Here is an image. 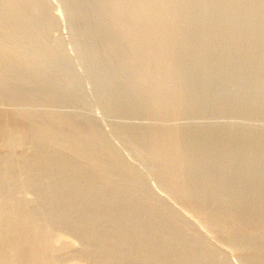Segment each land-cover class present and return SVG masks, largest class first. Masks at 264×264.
<instances>
[{
    "label": "rangeland",
    "instance_id": "obj_1",
    "mask_svg": "<svg viewBox=\"0 0 264 264\" xmlns=\"http://www.w3.org/2000/svg\"><path fill=\"white\" fill-rule=\"evenodd\" d=\"M116 1L117 0H95V2L94 0H0V116L3 117V120H0V264H45L48 260L49 264H146L147 262L151 264L152 258L156 257L154 253L156 254L161 248L164 250L162 252L160 251L163 254L162 257L166 258V260L165 258L163 260L167 261L164 262V264H167V258L176 255V246L171 247H174L173 249L175 251L170 247L167 248V237L170 236V238L176 236L175 238H178L176 244H181L180 246L182 248L184 247L185 249H183L185 251L191 246H193V248L195 247L194 249H192V247L190 248L191 251L194 250L191 252L192 256L188 254L187 251H184L185 253L183 252L185 254L184 257L187 259L188 257H191V259L193 258L192 261H194V263L203 264L207 262L205 261L207 260L205 257L209 254L212 255L213 252L214 255L217 254V258L220 254L219 260L222 264L249 263L247 257H244L237 251V242H234L235 244H230L219 236V221V224L217 223L216 225V220V222L212 220L214 224H212L211 220L208 222L204 220L202 214L204 212L207 214V211H212L210 209H213L212 207L217 204H209L211 208L207 211H204V209H208V206H205L202 211L197 212H202L201 215L196 213L198 210L193 207V202L194 200L196 201V197L194 196L196 195H193L195 198L193 199L191 195L194 194V191H191V186L200 181L198 185L201 184L203 187L209 185V187H205L208 189V194L217 195L218 193V195H221L222 191H225L222 195H226L225 198L229 199H234L235 197L232 198L235 196L234 194L238 193L241 189L244 192L243 198L241 196L242 201H248L252 196V192L250 190H248L250 191L248 192L245 190V186L243 188V186L240 185L249 187L252 184H257L256 186L259 185V187H264V171H262L264 170V82L260 83L264 81V68L261 67V65L264 67V27L262 26L264 23L261 22V19L264 18V0H253V2L252 0H242V3L239 0H232L233 2L231 0H224L222 2L221 0L222 3L217 0L218 2L216 6H214L215 8L212 5L216 0H204L205 2H202L203 0H184L180 4L178 3V5L177 3L171 4L169 2L170 0H166L170 3V7L167 2H164L165 0H163V2L161 0H148L150 4L146 3L147 0H123L124 2L119 0L117 1L119 3L122 1V4L118 3L119 5L116 4ZM135 1L138 2L136 3ZM156 1L159 3L161 2L160 4L163 5L160 6ZM212 1L214 2L212 3ZM226 1L227 3L229 2L228 5ZM237 1L240 3L235 9L240 7V4H242V7L238 8L239 10H234V5L237 4ZM246 1L249 3L247 4ZM257 2L261 4L259 5ZM96 3L102 4L101 7H106V9L103 10V8H100ZM152 3L153 5H151ZM218 3L219 6L217 5ZM243 3H246V6L243 5ZM201 4L202 6H200ZM206 4L210 9L207 6L203 7V5ZM220 4L224 5L221 6ZM231 4H233V7ZM154 5L161 10H156L157 8L155 9ZM134 6H137V11ZM138 6H140V8L142 6V12H140V8L138 10ZM230 6L232 8L230 9L231 17L229 16V19L227 17L228 14L225 13L229 12L228 9ZM260 6L263 7V9H261ZM92 7L96 9L93 8L91 10ZM127 7L128 9L125 10ZM163 7L165 9H163ZM252 7H255L256 11L260 9L263 11L260 10L259 12L257 11V13L255 12V8ZM129 8L130 10H134L130 11ZM190 8L193 12L195 9V12L193 13L189 10ZM205 8L206 10H204ZM97 9L98 11H95ZM152 9L153 11H151ZM202 9L203 11H201ZM99 10L100 12L102 11V14ZM180 10H182V13L179 12ZM168 11H170L169 14ZM188 11L192 13H189L190 16H187ZM231 11L233 13H231ZM123 12L124 15L126 14L125 16ZM202 12L204 14H202ZM212 12H214V14ZM135 13L136 15L133 16V19L130 18ZM183 13H187L185 14L186 17ZM199 13L201 15H199ZM254 14L257 15V19ZM97 16L100 18H97ZM177 17H181L182 19H177ZM201 17L206 18L202 19ZM210 17L213 19L212 23L209 22L212 21ZM117 18H119L120 21ZM214 18L217 19L215 20ZM224 18L225 20H229L225 21L223 20ZM244 18L245 20H243ZM110 19L112 20L110 21ZM199 19L202 20V22ZM252 19H254L255 22ZM108 20L109 22H106ZM232 20L234 22H232ZM229 21L230 24L233 25H230ZM250 21L252 23H250ZM246 22L249 24H246ZM257 22H261L262 24H258ZM123 24L124 27L122 26ZM240 24L244 27L240 26ZM132 25L133 27L136 25V27L131 28ZM210 25L213 26H211L212 29L209 28ZM250 25L252 26L250 27ZM104 26H106V28ZM116 26L118 29L127 28L130 30L131 28L133 31L130 30L126 34L132 37L129 35L128 37L127 35H122L123 37L121 36V38L123 40H120V37L116 33ZM230 26L234 29L232 28V30ZM254 26L258 30L253 28ZM259 26H261V28H258ZM259 29H262L261 32ZM247 30L250 31L248 32ZM252 30L254 32H252ZM131 31L133 33H131ZM257 31H259V33ZM164 32L170 33L164 36ZM254 33L255 35H252ZM233 34L238 37L236 38ZM113 35L115 37H113ZM231 35L233 36L231 37L233 38L232 41L230 38ZM226 36L228 37L224 39ZM151 38H154V41ZM137 39L139 40L138 42ZM235 39L236 44L233 42ZM140 40H142V43ZM187 40L189 42H187ZM192 40L193 42L198 40L196 41L198 44L194 42L193 45V42H191ZM227 40L230 43L227 42ZM143 41H145V43ZM225 41L226 43L223 44ZM166 43L171 46H167ZM187 43L188 46L184 47ZM204 43L207 47L204 46ZM213 43L215 44L213 45ZM122 44L127 45H124L126 49ZM208 46L214 49L212 50L213 52L210 51ZM201 47L202 50L199 49ZM205 47L208 51H204ZM173 48L175 52H173ZM182 49L183 51L185 50L184 53ZM110 50L111 53L108 55V51ZM178 50L180 51L178 52ZM146 51L152 54L148 55ZM159 51L160 54H158ZM161 52L165 54L161 55ZM167 52H170V54H167ZM172 52L174 55L173 57L171 54ZM196 52H198L200 56ZM144 53H146V55ZM155 54L158 56H155ZM203 55L206 56L204 57ZM108 56L112 57L108 58ZM161 56L164 57L161 58ZM151 61L153 62L151 63ZM140 62L142 64H140ZM245 63L247 65H245ZM121 64H124L126 67L123 65V69ZM143 64H146V67H144ZM164 64L167 65L165 66ZM178 64L180 67H178ZM5 65L6 67H4ZM227 70L230 71L228 72ZM143 71H146V75ZM166 71L168 72L166 73ZM179 71L182 74H179ZM196 71L200 72L196 73ZM224 72H227V74ZM228 73L230 74L228 75ZM159 74H167L168 76L165 77L166 80L170 77V79H168L169 81L158 85L160 89L163 91V87H166L167 89H165V91H171L170 93L173 94L172 97L174 94H177L179 98L176 95V100L174 96L172 99L173 101L165 102L166 100H164L162 94L159 93V89L157 90L155 86H153L155 88L154 91L152 82L159 77ZM170 74H173L174 77ZM217 77H222L223 79ZM236 79L238 81L240 80L242 83L240 81L238 82ZM114 80L115 82H113ZM147 83L148 86H150L149 88L152 89L151 91ZM11 90H15L14 95H12L13 91ZM8 91L11 92H9V96H7L9 94ZM189 91L190 95L188 94ZM234 97L238 100H235ZM177 98L179 99L178 102ZM256 101L258 106L259 103L262 104L261 101L263 104L258 107L256 106ZM172 102L177 104H173ZM178 103H180V106ZM171 104L172 106H170ZM174 109L176 113H170ZM177 117L179 121L176 120ZM58 118L60 119L59 121ZM59 124L61 126H59ZM173 125L175 126L174 128ZM2 129L3 132L1 131ZM204 129L205 133L200 132ZM169 134H171V136ZM191 135L192 139L187 138ZM193 137L197 138V143L193 140ZM193 143L195 145H193ZM247 143L251 144L252 148H248ZM173 146L176 149H173ZM170 148V153H167ZM175 150H178L177 152H180V154H177ZM172 151L173 154H171ZM185 153H187L186 155L188 158L185 156ZM178 155H181V158L184 155L183 162L185 164L182 162L181 158L176 157ZM205 155L208 156V159L204 158ZM174 156L179 159H174ZM174 160L177 166L173 164L175 163ZM226 160H231V163H233L230 168L222 166L223 164L225 165V163L228 165ZM39 161H41V163ZM245 161H249V166L246 165L247 167L245 169L240 168L239 164L241 167L242 164H247ZM180 162L183 163L184 166ZM194 163L195 165H192ZM34 165H38V169L34 167ZM178 165H180V167L182 166V168L180 169L179 167L177 169ZM30 166L31 169H29ZM188 166L190 167L188 168ZM66 167H69L70 177L66 175ZM192 167H194V169H191ZM179 169H183L182 171L185 172ZM48 170H51V172L53 170V174L46 173ZM35 173H37V175ZM227 173L231 177L228 176ZM223 174H226L225 176L227 177ZM28 175H30V177ZM32 175L33 178L30 180ZM206 175L211 176V178L208 179L207 182L205 181L204 186L200 177ZM17 176L19 177L17 178ZM74 176L77 177V179H87L90 185H81V187L77 185L80 188L76 186L75 191H71L73 188L72 185L74 184L71 180L69 181V179H73ZM255 176L258 180H256ZM26 177H29V179ZM232 177H234V179H232ZM168 178L169 181H166ZM177 178L179 179V185L177 184ZM226 178L228 180H226ZM259 178H261V180ZM100 180H103L106 184H108L107 181L109 182V185H107L108 189L106 190V188H104L105 190H103V198L105 201L103 202L105 206L101 204L102 206L98 207L99 214L102 213L101 215L93 216L91 214L96 219V223H94L95 228L92 227V224L91 227H88L89 224L85 222L84 219L88 211L87 205L85 204V196L88 192H92L93 190L97 193L94 183ZM89 181L93 182L90 183ZM246 181H249V185H247ZM14 182H16L15 185ZM67 182L69 184H67ZM235 182L237 183L235 184ZM19 183H21V186ZM186 183H188V185ZM8 184L14 185L12 186L14 188H9L8 186L10 185ZM227 185H229V189H223L228 188ZM34 186H37V190ZM50 186H56L57 188H55L60 190L58 191L59 194L55 192L51 193V191L48 190ZM181 186L182 189L180 188ZM217 186H220L221 189ZM84 187L86 189H84ZM210 188H212V190H210ZM183 189L185 190L184 193ZM217 190L219 191L217 192ZM235 190H237V192ZM187 192L188 194H186ZM229 192L231 194L234 193L230 195ZM46 193L49 197H47ZM48 193H50V195ZM82 193L83 196L85 195L84 197L81 196ZM132 193L137 196L135 195V197L131 198L132 196L130 195H132ZM226 193H229L228 196ZM61 195L63 196L61 197ZM118 195H120V197ZM114 196L122 199L121 204H114L109 212L106 209V202L111 203L112 201L110 200L111 198L113 199ZM254 196H261V194L259 193ZM51 197L56 198L52 199ZM81 197L85 198V200ZM131 201H134L135 208L138 205V210L134 208V211L131 213L132 217H130V215L127 218L125 215L121 214L120 210L125 203V206H133L134 203ZM67 203L71 205V209L65 206ZM223 203H219L218 205L220 206L221 204V206H223ZM241 206L244 207V204H241ZM153 207H155V209ZM193 208H195V211ZM158 209L161 211L160 213ZM153 210L158 213V217L154 216L155 219L151 218V215L149 217L147 215ZM161 213L164 214L160 218L159 214ZM117 214H120V216ZM144 214L147 215L145 218ZM112 215L116 220L118 218L115 224L113 221L109 220L112 219L110 218ZM54 216L59 217L54 219ZM103 216L104 218H101ZM61 217L65 220H62ZM74 217L76 218L73 219ZM97 217H99V219H97ZM151 219H153L154 222H151ZM71 221H73V223H71ZM262 221H259V224L260 222L262 223ZM84 223L86 225H84ZM125 223L130 227L128 226L126 228V226H124ZM162 223L167 225L170 229L164 227ZM78 224L83 225L81 226L82 229H84L83 231H81L82 229ZM170 224L171 226H169ZM152 225H156L154 229L158 228L156 230L160 234L162 233V235L159 233H157V235V231L155 230L154 232ZM84 226L89 229L85 231L86 229L83 228ZM218 226L219 228H216ZM73 228L81 230L77 231V229ZM130 228L137 229L136 232L139 233V236L136 237L137 239H141L142 235V237H145L147 230H149L147 231L149 234H151L150 232H152V234L155 233L153 238H150L151 240L153 239V244L151 242V245H145L144 239L142 238V246H146L145 251L139 250V243L134 245L135 242L133 241V244L132 240L126 244H121L115 234L121 231L123 232L126 229L129 230ZM116 229L117 231L115 232ZM133 229L132 232L135 231ZM162 230H164L165 235H163ZM180 230L183 233L180 232ZM84 231L85 233H83ZM167 231H171L172 235L167 233ZM111 232L114 234H111ZM91 233H95V236ZM91 236L98 239L99 242L97 241L96 243V240ZM96 236L99 237L97 238ZM155 236H157V238H155ZM55 237L60 240L57 241ZM180 237L181 241H183L179 243ZM184 239L185 241L188 239V241L191 242L188 243L187 241L186 245ZM114 242H117L118 245H126V247L121 245L118 246L116 245L117 243L114 244ZM89 243L92 244L90 245ZM98 243L99 245H97ZM183 243L184 246H182ZM135 246L138 248L137 250ZM156 247H160V249ZM170 249L172 251H169ZM195 249L197 251L196 257L194 255L196 252ZM204 250L206 254L203 253ZM44 251L45 253L43 254L47 253L45 256L42 254ZM136 251H139L137 255ZM34 253H38L37 256L40 258H37V256L35 257L36 259L33 258L35 255ZM128 253L130 255H128ZM183 253H178L177 257H183L181 256ZM135 255L138 257L135 258ZM199 255H202L200 257L204 255L205 260L204 258L200 259ZM196 259L197 262L195 261ZM163 260L160 258L158 259L159 262L155 264H163ZM199 260H202V262ZM169 263L174 264L172 262Z\"/></svg>",
    "mask_w": 264,
    "mask_h": 264
},
{
    "label": "bare ground",
    "instance_id": "obj_2",
    "mask_svg": "<svg viewBox=\"0 0 264 264\" xmlns=\"http://www.w3.org/2000/svg\"><path fill=\"white\" fill-rule=\"evenodd\" d=\"M96 1H97V0H96ZM99 1H100V0H99ZM117 1H119V0H117ZM117 1H116V2H117ZM122 1H123V0H122ZM122 1H121V2H122ZM125 1H126V0H125ZM139 1H140V0H139ZM150 1H151V0H150ZM150 1L147 0L146 3L150 2ZM161 1L163 2V0H161ZM175 1H176V2H175ZM182 1H184V0H170L169 2H170L171 4H172V3H177V5H178V3L180 4ZM185 1H186V0H185ZM189 1H190V0H189ZM196 1H197V0H196ZM198 1H199V0H198ZM219 1L221 2V0H219ZM223 1H224V0H222V2H223ZM231 1H232V0H231ZM231 1H230V2H231ZM239 1L241 2L242 0H239ZM260 1H261V0H260ZM81 2H82V1H81ZM92 2H93V1H92ZM94 2H95V0H94ZM111 2H112V1H111ZM114 2H115V1H114ZM121 2H120V3H121ZM123 2H124V1H123ZM135 2H136V1H135ZM137 2H138V1H137ZM137 2H136V3H137ZM156 2H158V1H156ZM164 2H167L168 5L170 4V3H169L168 1H166V0H165ZM202 2H205V1L203 0ZM202 2H201V3H202ZM213 2H214V1H212V3H213ZM217 2H218V1L216 0V2H214V4H213L212 6H213V7L216 6V3H217ZM222 2H221V3H222ZM232 2H233V1H232ZM232 2H231V3H232ZM240 2H239V3H240ZM243 2H244V1H243ZM252 2H253V0H252ZM101 3H102V2H101ZM118 3H119V2H117L116 4H118ZM120 3H119V4H120ZM125 3H126V2H125ZM131 3H132V2H131ZM154 3H155V1H154ZM158 3H159V2H158ZM160 3H161V2H160ZM160 3H159V5L162 6L163 4L161 5ZM226 3H227V1H226ZM228 3H229V2H228ZM228 3H227V5H228ZM234 3H235V1H234ZM239 3H238V1H237V4L234 5V10H239L238 8L242 7V6H241L242 4H240V7H238L237 9H235ZM241 3H242V2H241ZM246 3L248 4L249 2L246 1ZM246 3H243V5H245ZM257 3H258V2H257ZM85 4H86V3H85ZM96 4H97L98 6H100V8H103V10L106 9V7H105V8H104L103 6L101 7L102 4H100V3H99L100 5H99L98 3H96ZM105 4H106V3H105ZM119 4H118V5H119ZM121 4H122V3H121ZM134 4H135V3H134ZM141 4H142V3H141ZM144 4H145V1H144ZM148 4H150V3H148ZM193 4H194V2H193ZM198 4H199V3H198ZM204 4H205V3H204ZM258 4L260 5L261 3H258ZM262 4H263V3H262ZM97 5H95V6H97ZM103 5H104V4H103ZM113 5H114V4H113ZM118 5H117V6H118ZM137 5H139V4H137ZM151 5H153V3H152ZM155 5H156V4H155ZM155 5H154V7H155ZM157 5H158V4H157ZM164 5H165V4H164ZM175 5H176V4H175ZM177 5H176V6H177ZM209 5H210V4H209ZM217 5L219 6V3H218ZM220 5H221V4H220ZM222 5H224V4H222ZM222 5H221V6H222ZM229 5H230V4H229ZM231 5H232V7H233V4H231ZM249 5H251V4H249ZM255 5H256V2H255ZM92 6H94V5H92ZM115 6H116V5H115ZM125 6H126V5H125ZM142 6H145V5H142ZM142 6H141V8H142ZM166 6H167V5H166ZM166 6H165V7H166ZM182 6H183V5H182ZM182 6H181V7H182ZM194 6H195V5H194ZM200 6H202V4H201ZM204 6H207V7H208L207 4H206V5H203V7H204ZM245 6H246V5H245ZM261 6H262V5H261ZM261 6H260V8L263 9V7H261ZM82 7H83V6H82ZM107 7H108V5H107ZM134 7H135V6H134ZM134 7H133V8H134ZM136 7H137V6H136ZM136 7H135V10H136ZM169 7H170V5H169ZM173 7H174V6H173ZM179 7H180V6H179ZM187 7H188V6H187ZM197 7H198V6H197ZM203 7H202V8H203ZM232 7L230 6L229 9H228V7H227V9L229 10V12L226 11L227 13H225V14H228V16H227L228 18H229V16H230V9H231ZM258 7H259V6H258ZM89 8H90V7H89ZM93 8H94V7H92L91 10H92ZM97 8L100 9L99 7H97ZM139 8H140V6H138V10H139ZM141 8H140V10H141L140 12H142V9H143V8H142V9H141ZM150 8H151V7H150ZM156 8H157V7H155V9H156ZM161 8H162V7H161ZM177 8H178V6H177ZM188 8H189V7H188ZM194 8H196V7H194ZM194 8H193V9H194ZM200 8H201V7H200ZM208 8H209V7H208ZM214 8H215V7H214ZM214 8H213V10H214ZM216 8H218V7H216ZM252 8H255V7H252ZM94 9H96V8H94ZM98 9L95 10V11H98ZM126 9H128V7L125 8V10H126ZM163 9H165V8L163 7ZM182 9H183V8H182ZM197 9H198V8H197ZM209 9H210V8H209ZM218 9H219V8H218ZM218 9H217V10H218ZM261 9H260V10H261ZM101 10H102V9H101ZM103 10H102V11H103ZM129 10H130V8H129ZM131 10H134V9H131ZM131 10H130V11H131ZM156 10H161V9H158V8H157ZM189 10H191V8H190ZM199 10H200V9H199ZM204 10H206V8H205ZM217 10H216V11H217ZM260 10H257V11L259 12ZM102 11L100 12V10H99V12H100L101 14H102ZM136 11H137V10H136ZM136 11H135V12H136ZM144 11H145V10H144ZM147 11H148V10H147ZM151 11H153V9H152ZM154 11H155V10H154ZM164 11H165V10H164ZM172 11H173V10H172ZM181 11H182V10H180L179 12L182 13ZM184 11H185V10H184ZM191 11L193 12V10H191ZM191 11H188V14H187V13H185V14H187V16H188V15L190 16L189 13H191ZM196 11H198V10H196ZM201 11H203V9H202ZM222 11H223V10H222ZM222 11H221V12H222ZM232 11H233V10H232ZM232 11H231V13L234 12V11H233V12H232ZM244 11H245V10H244ZM253 11H254V10H253ZM257 11H256V8H255V12H257ZM261 11H263V10H261ZM125 12H126V11H125ZM132 12H133V11H132ZM138 12H139V11H138ZM158 12H160V11H158ZM169 12H170V11H168V14H169ZM173 12H174V11H173ZM194 12H195V9H194ZM194 12H193V13H194ZM210 12H211V11H210ZM218 12H219V11H218ZM240 12H241V11H240ZM242 12H243V11H242ZM246 12H247V11H246ZM258 12H257V13H258ZM128 13H129V12H128ZM152 13H153V12H152ZM156 13H157V12H156ZM174 13H176V12H174ZM180 13H179V14H180ZM196 13H197V12H196ZM200 13H201V12H200ZM200 13H199V15H201ZM212 13L214 14V12H212ZM212 13H211V14H212ZM216 13H217V12H216ZM216 13H215V14H216ZM223 13H224V12H223ZM234 13H235V12H234ZM248 13H250V12H248ZM129 14H130V13H129ZM158 14H159V13H158ZM183 14H184V13H183ZM183 14H182V15H183ZM185 14H184V16H185ZM191 14H192V13H191ZM202 14H204V13L202 12ZM213 14H212V15H213ZM225 14H224V15H225ZM240 14H241V13H240ZM110 15H111V14H110ZM123 15H124V12H123ZM125 15H126V14H125ZM125 15H124V16H125ZM134 15H136V13L133 14L132 17H130V18L133 19V16H134ZM153 15H154V14H153ZM170 15H171V14H170ZM182 15H181V16H182ZM209 15H210V14H209ZM224 15H222V16H224ZM231 15H232V14H231ZM236 15H237V14H236ZM244 15H245V12H244ZM252 15H253V14H252ZM254 15H255V17L257 16L256 14H254ZM261 15H262V14H261ZM107 16H108V15H107ZM111 16H113V15H111ZM114 16H115V15H114ZM128 16H129V15H128ZM191 16H193V15H191ZM194 16H195V14H194ZM217 16H218V15H217ZM246 16H247V15H246ZM250 16H251V15H250ZM98 17H99V16H97V18H98ZM108 17H109V16H108ZM137 17H138V16H137ZM156 17H158V16H156ZM156 17H155V18H156ZM185 17H186V16H185ZM185 17H184V18H185ZM211 17H212V16H211ZM211 17H210V18H211ZM218 17H219V16H218ZM218 17H217V18H218ZM230 17H231V16H230ZM243 17H244V16H243ZM247 17H248V16H247ZM247 17H245V18H247ZM260 17H262V16H260ZM99 18H100V17H99ZM103 18H104V17H103ZM112 18H113V17H112ZM114 18H115V17H114ZM134 18H135V17H134ZM138 18H139V17H138ZM141 18H142V17H141ZM153 18H154V17H153ZM161 18H162V17H161ZM175 18H176V17H175ZM180 18H181V17H179V18L177 17V19H180ZM190 18H193V17H190ZM201 18H202V17H201ZM205 18H206V17H205ZM205 18H202V19H205ZM210 18H209V19H210ZM217 18H216V19H217ZM245 18H244L243 20H245ZM248 18H249V17H248ZM248 18H247V19H248ZM253 18H254V16H253ZM101 19H102V16H101ZM101 19H100V20H101ZM104 19H105V18H104ZM108 19H109V18H108ZM117 19L119 20V18H117ZM128 19H129V18H128ZM136 19H137V18H136ZM136 19H135V20H136ZM181 19H182V18H181ZM214 19H215V18H214ZM216 19H215V20H216ZM229 19H230V18H229ZM229 19H228V20H229ZM241 19H242V18H241ZM249 19H250V18H249ZM249 19H248V20H249ZM254 19H255V18H254ZM254 19H252V20H254ZM256 19H257V17H256ZM263 19H264V18H263ZM263 19H261L262 21L260 20L262 23H264ZM111 20H112V19H110V21H111ZM130 20H131V19H130ZM135 20H133V21H135ZM187 20H188V18H187ZM199 20H200V19H199ZM210 20H212V21H209V22L212 23V22H213V19L211 18ZM223 20H225V18H224ZM228 20H225V21H228ZM250 20H251V19H250ZM258 20H259V19H258ZM93 21H94V20H93ZM103 21H104V20H103ZM113 21H114V20H113ZM119 21H120V20H119ZM136 21H137V20H136ZM153 21H154V20H153ZM156 21H158V20H156ZM159 21H160V20H159ZM173 21H174V20H173ZM200 21L202 22V20H200ZM217 21H218V20H217ZM106 22H109V20L106 21ZM137 22H138V21H137ZM139 22H140V20H139ZM204 22H205V21H204ZM232 22H234V21L232 20ZM244 22H245V21H244ZM244 22H243V23H244ZM254 22H255V20H254ZM258 22H259V21H258ZM258 22H257V23H258ZM261 22H260V23H261ZM110 23H111V22H110ZM116 23H117V22H116ZM116 23H115V24H116ZM148 23H149V22H148ZM172 23H173V22H172ZM215 23H216V22H215ZM235 23H236V21H235ZM239 23H241V22H239ZM250 23H252V22L250 21ZM260 23H258V24H260ZM262 23H261V24H262ZM162 24H163V23H162ZM187 24H188V23H187ZM191 24H193V23H191ZM201 24H202V23H201ZM205 24H206V23H205ZM220 24H221V23H220ZM229 24H230V21H229ZM241 24H242V23H241ZM241 24H240V26H242ZM246 24H249V23L246 22ZM246 24H245V25H246ZM109 25H110V24H109ZM120 25H121V24H120ZM138 25H139V24H138ZM145 25H146V24H145ZM148 25H149V24H148ZM212 25H214V24H212ZM212 25H210L209 28L212 29V27H213ZM230 25H233V24H230ZM117 26H118V25H117ZM117 26H116L117 29H116V28H113V29H116V33H117V35L120 37V40H123V39L121 38L122 35H123V36H126V35H127V37H128L129 34H126V33H128L130 30H132L131 28L136 27V25H135L134 27H133V25H132V27H131L130 30H129V29H127V28H121V29H118ZM122 26L124 27V24H123ZM125 26H126V24H125ZM143 26H144V25H143ZM169 26H170V25H169ZM173 26H175V25H173ZM186 26H188V25H186ZM189 26H191V25H189ZM195 26H196V24H195ZM211 26H212V27H211ZM221 26H222V25H221ZM247 26H248V25H247ZM251 26H252V25H250V27H251ZM262 26L264 27V25H262ZM102 27H103V26H102ZM104 27L106 28V26H104ZM129 27H130V26H129ZM129 27H128V28H129ZM145 27H146V26H145ZM145 27H144V28H145ZM167 27H168V26H167ZM181 27H182V25H181ZM242 27H244V26H242ZM203 28H204V27H203ZM206 28H207V27H206ZM214 28H215V27H214ZM216 28H217V27H216ZM227 28H228V27H227ZM230 28H231V26H230ZM232 28H233V27H232ZM232 28H231V29H232ZM235 28H236V27H235ZM253 28H255V26H254ZM258 28H261V26H259ZM162 29H163V27H162ZM211 29H210V30H211ZM233 29H234V28H233ZM233 29H232V30H233ZM236 29H237V28H236ZM247 29H248V28H247ZM255 29L258 30L257 28H255ZM134 30H135V29H134ZM167 30H168V29H167ZM169 30H170V29H169ZM195 30H196V29H195ZM204 30H205V28H204ZM207 30H208V29H207ZM228 30H229V29H228ZM256 30H255V32H256ZM259 30H260V32H261L262 29H259ZM113 31H114V30H113ZM132 31H133V30H132ZM132 31H131V33H133ZM136 31H137V30H136ZM136 31H135V32H136ZM138 31H139V29H138ZM140 31H141V30H140ZM160 31H161V30H160ZM165 31H166V28H165ZM208 31H209V30H208ZM216 31H217V30H216ZM234 31H235V30H234ZM247 31H248V30H247ZM247 31H246V32H247ZM249 31H250V30H249ZM249 31H248V32H249ZM114 32H115V31H114ZM161 32H162V31H161ZM174 32H175V31H174ZM223 32H224V31H223ZM230 32H231V34H232V31H231V30H230ZM236 32H237V30H236ZM239 32H240V31H239ZM252 32H254V31L252 30ZM257 32L259 33V31H257ZM263 32H264V31H263ZM123 33H125V34H123ZM131 33H130V34H131ZM164 33H165V35H164V34H163V35H164V36H167V34L169 35L170 32H169V33H168V32H167V33L164 32ZM177 33H178V32H177ZM241 33H242V32H241ZM241 33H240V34H241ZM250 33H251V32H250ZM258 33H257V34H258ZM145 34H146V33H145ZM149 34H150V33H149ZM152 34H153V33H152ZM155 34H156V33H155ZM174 34H175V33H174ZM193 34H194V33H193ZM210 34H211V33H210ZM224 34H225V33H224ZM236 34H238V33H236ZM246 34H247V33H246ZM160 35H161V34H160ZM163 35H162V36H163ZM233 35H234V34H233ZM241 35H242V34H241ZM244 35H245V34H244ZM252 35H255V33L252 34ZM260 35H261V34H260ZM260 35H259V36H260ZM123 36H122V37H123ZM129 36H131V35H129ZM136 36H137V35H136ZM145 36H146V35H145ZM153 36H154V35H153ZM153 36H152V37H153ZM162 36H161V37H162ZM212 36H213V35H212ZM234 36H235V35H234ZM248 36H249V34H248ZM261 36H262V35H261ZM113 37H115V36L113 35ZM131 37H132V36H131ZM139 37H141V36H139ZM168 37H169V36H168ZM188 37H189V36H188ZM227 37H228V36L224 37V39L227 38ZM231 37H233V36L231 35L230 38H231ZM235 37H236V36H235ZM237 37H238V36H237ZM237 37H236V38H237ZM245 37H246V36H245ZM253 37H254V36H253ZM124 38H125V37H124ZM133 38H134V37H133ZM165 38H166V37H165ZM218 38H219V37H218ZM220 38H221V37H220ZM222 38H223V36H222ZM230 38H229V39H230ZM249 38H250V37H249ZM249 38H248V39H249ZM257 38H258V37H257ZM134 39H135V38H134ZM138 39H139V38H138ZM138 39H137V42L139 41ZM144 39H146V38H144ZM151 39H152V38H151ZM153 39H154V38H153ZM153 39H152V40H153ZM163 39H164V38H163ZM167 39H168V38H167ZM194 39H195V38H194ZM229 39H228V40H229ZM232 39H233V38H231V41H232ZM131 40H132V39H131ZM146 40H147V39H146ZM152 40H151V41H152ZM164 40H165V39H164ZM198 40H199V39H198ZM198 40H196V41H198ZM228 40H227V42H229ZM252 40H254V39H252ZM141 41H142V40H140V42H141ZM153 41H154V40H153ZM165 41H166V40H165ZM167 41H168V40H167ZM196 41H194V42L198 44V42H196ZM199 41H200V40H199ZM215 41H216V40H215ZM245 41H246V40H245ZM255 41H256V40H255ZM143 42L145 43V41H143ZM169 42H170V41H169ZM187 42H189V41L187 40ZM191 42H193V40H192ZM194 42H193V45H194ZM233 42L236 44V39H235V41H233ZM251 42H253V41H251ZM141 43H142V42H141ZM158 43H159V42H158ZM215 43H216V42H215ZM215 43H213V45H214ZM217 43H218V42H217ZM220 43H222V42H220ZM225 43H226V41H225L223 44H225ZM229 43H230V42H229ZM244 43H245V42H244ZM120 44H121V43H120ZM120 44H119V46H120ZM137 44H138V43H137ZM139 44H140V43H139ZM163 44H164V43H163ZM166 44H167V43H166ZM190 44H191V43H190ZM231 44H233V43H231ZM253 44H254V43H253ZM122 45H123V47H124V45H126V44H122ZM168 45H169V44H167V46H168ZM175 45H176V41H175ZM175 45H173V46H175ZM177 45H178V44H177ZM199 45L202 46L201 44H199ZM221 45H222V44H221ZM251 45H252V43H251ZM126 46H127V45H126ZM126 46H125V47H126ZM133 46H134V45H133ZM137 46H138V45H137ZM143 46H144V45H143ZM165 46H166V45H165ZM170 46H171V45H169V47H170ZM186 46H188V43H187L186 45H184V47H186ZM197 46H198V45H197ZM204 46H206L205 43H204ZM254 46H255V45H254ZM125 47H124V48H125ZM138 47H139V46H138ZM147 47H148V46H147ZM206 47H207V46H206ZM206 47H205V48H206ZM214 47H215V46H214ZM214 47H213V48H214ZM229 47H230V46H229ZM238 47H239V46H238ZM244 47H245V46H244ZM139 48H140V47H139ZM174 48H175V47H174ZM174 48H173V50H174L173 52H175V49H174ZM205 48H204V51H208V49L206 48V49H207V50H206ZM208 48H209V46H208ZM250 48H251V47H250ZM107 49H110V48H107ZM112 49H113V48H112ZM125 49H126V48H125ZM127 49H128V48H127ZM144 49H147V48H144ZM159 49H160V47H159ZM165 49H167V48H165ZM195 49H197V48H195ZM199 49L202 50V47L199 48ZM209 49H210L211 52H213L212 50H214V49H211V48H209ZM245 49H246V48H245ZM140 50H141V49H140ZM157 50H158V49H157ZM161 50H162V48H161ZM163 50H164V49H163ZM188 50H189V48H188ZM191 50H193V49H191ZM234 50L237 51L236 49H234ZM112 51H113V50H112ZM147 51H148V50H147ZM147 51H146V52H147ZM164 51H165V50H164ZM164 51H163V52H164ZM176 51H177V50H176ZM179 51H180V50H178V52H179ZM182 51H183V49H182ZM193 51H194V50H193ZM196 51H197V50H196ZM151 52H152V51H151ZM165 52H166V51H165ZM170 52H171V51H170ZM170 52H169V53L167 52V54H170ZM173 52L171 53V54H172V57L174 56V55H173ZM184 52H185V50L183 51V53H184ZM2 53H3V52H2ZM106 53H107V52H106ZM110 53H111V50L108 51V55H110ZM114 53H115V52H114ZM114 53H113V54H114ZM147 53H148V55L152 54V53H150V52H147ZM154 53H155V51H154ZM156 53H157V52H156ZM161 53H162V52H161ZM188 53H189V52H188ZM193 53H194V52H193ZM196 53L198 54V52H196ZM113 54H112V55H113ZM144 54L146 55V53H144ZM158 54H160V51H159ZM163 54H165V53H162L161 55H163ZM179 54H180V53H179ZM190 54H191V53H190ZM205 54H206V52H205ZM235 54H236V53H235ZM252 54H253V53H252ZM104 55H105V54H104ZM192 55H193V54H192ZM198 55L200 56V54H198ZM198 55H197V56H198ZM207 55H208V52H207ZM218 55H219V54H218ZM102 56H103V55H102ZM142 56H144V55H142ZM155 56H158V55L155 54ZM170 56H171V55H170ZM201 56H202V55H201ZM203 56H204V55H203ZM205 56H206V55H205ZM205 56H204V57H205ZM223 56H224V55H223ZM262 56H263V55H262ZM10 57H11V56H10ZM106 57H107V56H106ZM109 57H112V56H108V58H109ZM139 57H140V56H139ZM163 57H164V56H163ZM163 57L161 56V58H163ZM191 57H192V56H191ZM204 57H203V58H204ZM207 57H208V56H207ZM228 57H229V56H228ZM230 57H231V56H230ZM187 58H188V57H187ZM194 58H195V57H194ZM198 58H199V57H198ZM198 58H197V59H198ZM220 58H221V53H220ZM220 58H219V60H220ZM231 58H232V57H231ZM231 58H230V60H231ZM200 59H201V57H200ZM222 59H223V58H222ZM237 59H238V57H237ZM239 59H241V58H239ZM8 60H9V59H8ZM14 60H15V59H14ZM172 60H173V58H172ZM193 60H194V59H193ZM226 60H227V59H226ZM194 61H196V60H194ZM201 61H202V60H201ZM205 61H206V60H205ZM214 61H215V60H214ZM220 61H221V60H220ZM223 61H224V60H223ZM238 61H239V60H238ZM255 61H256V60H255ZM130 62H131V61H130ZM152 62H153V61H151V63H152ZM172 62H173V61H172ZM233 62H234V61H233ZM5 63H6V62H5ZM124 63H125V62H124ZM144 63H145V62H144ZM161 63H162V62H161ZM163 63H164V62H163ZM175 63H177V62H175ZM196 63H197V62H196ZM225 63H226V62H225ZM229 63H230V62H229ZM113 64H114V63H113ZM131 64H132V63H131ZM140 64H142V63L140 62ZM148 64H149V63H148ZM158 64L160 65L159 62H158ZM198 64H199V63H198ZM201 64H202V63H201ZM203 64H204V62H203ZM238 64H239V63H238ZM7 65H8V64H7ZM10 65H11V64H10ZM121 65H122V64H121ZM123 65H124V64H123ZM123 65H122V68L124 69ZM151 65H152V64H151ZM161 65H162V64H161ZM164 65H165V64H164ZM164 65H163V66H164ZM166 65H167V64H166ZM166 65H165V66H166ZM178 65H179V64H178ZM245 65H247V64L245 63ZM263 65H264V64H263ZM115 66H116V65H115ZM124 66H125V65H124ZM143 66L146 67V64H143ZM147 66H148V65H147ZM154 66H155V65H154ZM224 66H225V65H224ZM224 66H223V67H224ZM230 66H232V65H230ZM243 66H244V65H243ZM252 66H253V65H252ZM255 66H256V65H255ZM4 67H6V65H5ZM125 67H126V66H125ZM135 67H136V66H135ZM135 67H134V68H135ZM178 67H180V65H179ZM232 67H233V66H232ZM235 67H236V66H235ZM237 67H238V65H237ZM241 67H242V66H241ZM248 67H249V65H248ZM261 67L264 68L262 65H261ZM7 68H8V67H7ZM122 68H120V69H122ZM152 68H153V67H152ZM203 68H204V67H203ZM210 68H211V67H210ZM221 68H222V67H221ZM230 68H231V67H230ZM238 68H239V67H238ZM245 68H246V67H245ZM250 68H251V66H250ZM19 69H20V68H19ZM178 69H179V68H178ZM233 69H235V68H233ZM241 69H243V68H241ZM260 69H261V68H260ZM137 70H138V68H137ZM155 70H156V69H155ZM180 70H181V68H180ZM208 70H209V69H208ZM239 70H240V69H239ZM148 71H149V70H148ZM151 71H152V70H151ZM162 71H163V70H162ZM223 71H224V69H223ZM225 71H226V69H225ZM227 71L229 72L230 70H227ZM9 72H10V71H9ZM139 72H140V71H139ZM143 72H144V71H143ZM145 72H146V71H145ZM145 72H144V74H145ZM164 72H165V71H164ZM164 72H162V73H164ZM167 72H168V71H166V73H167ZM170 72H171V71H170ZM197 72H200V71H196V73H197ZM242 72H243V70H242ZM133 73H135V72H133ZM149 73H150V72H149ZM162 73H160V74H162ZM208 73H209V72H208ZM219 73H220V72H219ZM221 73H222V72H221ZM224 73L227 74V72H224ZM234 73H235V72H234ZM254 73H256V72H254ZM260 73H261V72H260ZM135 74H136V73H135ZM142 74H143V73H142ZM160 74H159V77L156 78L154 82H152V87L155 86L157 90L159 89V93L162 94V96L164 97V100H166L165 102H167V101H173L172 99H173L174 96H175V100H176V95H177V94H174V96L172 97L173 94L170 93L171 91H170V92L167 91V90L165 91V89H167L166 87H163L164 89H163V91H162V90L160 89V87L158 86V85H160V84H162V83L164 84L166 81H169L168 79H170V77H169V78L166 80L165 77L168 76L167 74H165V75H160ZM175 74H177V73H175ZM179 74H182V73L179 71ZM198 74H199V73H198ZM229 74H230V73H228V75H229ZM232 74H233V71H232ZM238 74H239V73H238ZM238 74H237V75H238ZM243 74H244V73H243ZM14 75H15V74H14ZM23 75H24V74H23ZM110 75H112V74H110ZM117 75H118V74H117ZM136 75H137V74H136ZM145 75H146V74H145ZM170 75H171V74H170ZM172 75H173V74H172ZM172 75H171V76H172ZM222 75H223V74H222ZM222 75H220V76H222ZM228 75H227V76H228ZM245 75H246V74H245ZM112 76H113V75H112ZM137 76H138V75H137ZM137 76H136V77H137ZM141 76H142V75H141ZM147 76H148V75H147ZM196 76H197V74H196ZM227 76H226V77H227ZM234 76H235V75H234ZM9 77H10V76H9ZM138 77H139V76H138ZM149 77H150V75H149ZM172 77H174V75H173ZM223 77H224V76H223ZM240 77H241V76H240ZM261 77H262V76H261ZM133 78H134V77H133ZM147 78H148V77H147ZM147 78H146V79H147ZM217 78L220 79V78H222V77H217ZM24 79H25V78H24ZM115 79H116V78H115ZM118 79H120V78H118ZM136 79H137V78H136ZM171 79H172V78H171ZM198 79H199V78H198ZM222 79H223V78H222ZM231 79H232V78H231ZM16 80H17V79H16ZM193 80H194V79H193ZM224 80H225V79H224ZM228 80H229V79H228ZM228 80H227V81H228ZM236 80H237V79H236ZM262 80H263V79H262ZM139 81H140V80H139ZM149 81H150V80H149ZM212 81H213V80H212ZM237 81H238V80H237ZM239 81H240V80H239ZM239 81H238V82H239ZM113 82H115V80H114ZM118 82H119V81H118ZM191 82H192V81H191ZM240 82H241V81H240ZM262 82H264V81H261L260 83H262ZM150 83H151V82H150ZM241 83H242V82H241ZM244 83H245V82H244ZM237 84H238V83H237ZM1 85H2V84H1ZM42 85H43V84H42ZM139 85H140V84H139ZM149 85H151V84H149ZM257 85H258V84H257ZM145 86H146V84H145ZM147 86H148V83H147ZM168 86H169V85H168ZM203 86H204V85H203ZM39 87H40V86H39ZM149 87H150V86H148V88H149ZM201 87H202V86H201ZM257 87H258V86H257ZM41 88H42V87H41ZM128 88H129V87H128ZM153 88H154V87H153ZM45 89H46V88H45ZM45 89H44V90H45ZM192 89H193V88H192ZM212 89H213V88H212ZM9 90H10V89H9ZM36 90H37V89H36ZM41 90H42V89H41ZM57 90H58V89H57ZM126 90H127V89H126ZM149 90L151 91L152 89L149 88ZM157 90H156V93H157ZM213 90H214V89H213ZM11 91H13V90H11ZM14 91H15V90H14ZM14 91H13V94H12V95H14ZM137 91H138V90H137ZM154 91H155V88H154ZM161 91H162V92H161ZM9 92H10V91H8V93H9ZM19 92H20V91H19ZM22 92H23V91H22ZM148 92H149V91H148ZM218 92H219V91H218ZM253 92H254V91H253ZM10 93H11V92H10ZM10 93H9L7 96H9ZM16 93H18V92H16ZM16 93H15V94H16ZM43 93H44V92H43ZM153 93H154V92H153ZM156 93H155V95H156ZM173 93H175V92H173ZM189 93H190V91L188 92V94H189ZM232 93H233V92H232ZM157 94H158V93H157ZM193 94H194V93H193ZM214 94H215V93H214ZM179 95H180V93H179ZM189 95H190V94H189ZM194 95H195V94H194ZM18 96H19V95H18ZM158 96H159V94H158ZM177 96H178V95H177ZM182 96H183V95H182ZM182 96H181V97H182ZM192 96H193V95H192ZM233 96H234V95H233ZM26 97H27V96H26ZM160 97H161V96H160ZM181 97H180V99H181ZM190 97H191V96H190ZM193 97H194V96H193ZM196 97H197V96H196ZM9 98H10V97H9ZM16 98H17V96H16ZM131 98H132V97H131ZM178 98H179V96H178ZM178 98H177V102H178V100H179ZM187 98H188V97H187ZM194 98H195V97H194ZM234 98H235V97H234ZM18 99H19V98H18ZM18 99H17V100H18ZM22 99H23V98H22ZM137 99H138V98H137ZM139 99H141V98H139ZM195 99H196V98H195ZM239 99H240V98H239ZM25 100H26V99H25ZM131 100H132V99H131ZM144 100H145V99H144ZM158 100H159V99H158ZM158 100H157V101H158ZM161 100H163V99H161ZM189 100H190V99H189ZM196 100H197V99H196ZM204 100H207V99H204ZM235 100H238V99L235 98ZM249 100H250V99H249ZM137 101H138V100H137ZM154 101H155V100H154ZM194 101H195V100H194ZM56 102H57V101H56ZM143 102H144V101H143ZM158 102H159V101H158ZM175 102H176V101H175ZM175 102H172V103H173V104H177V103H175ZM180 102H181V101H180ZM242 102H243V101H242ZM259 102H260V101H259ZM127 103H128V102H127ZM134 103H135V102H134ZM149 103H150V102L148 101V104H149ZM169 103H171V102H169ZM169 103H168V104H169ZM191 103H192V102H191ZM217 103H218V102H217ZM255 103L257 104V101H256ZM255 103H254V104H255ZM261 103L263 104L262 101H261ZM142 104H143V103H142ZM144 104H145V103H144ZM159 104H160V103H159ZM163 104H164V103H163ZM189 104H190V103H189ZM201 104H202V103H201ZM230 104H231V103H230ZM262 104L259 103V106L262 105ZM149 105H150V104H149ZM152 105H153V104H152ZM152 105H151V106H152ZM178 105L180 106V103H178ZM182 105H183V103H182ZM195 105H196V104H195ZM122 106H123V105H122ZM132 106H133V105H132ZM153 106H154V105H153ZM170 106H172V104H171ZM190 106H191V105H190ZM224 106H225V105H224ZM256 106H258V104H257ZM259 106H258V107H259ZM147 107H148V106H147ZM184 107H185V106H184ZM226 107H227V106H226ZM263 107H264V106H263ZM160 108H161V107H160ZM173 108H174V106H173ZM176 108H177V107H176ZM181 108H182V107H181ZM187 108H188V107H187ZM187 108H186V109H187ZM201 108H202V107H201ZM223 108H224V107H223ZM227 108H228V107H227ZM256 108H257V107H256ZM125 109H126V108H125ZM143 109H144V108H143ZM188 109H189V108H188ZM141 111H142V110H141ZM151 111H152V110H151ZM154 111H155V110H154ZM170 111H171V110H170ZM223 111H224V110H223ZM120 112H121V111H120ZM120 112H119V113H120ZM205 112H206V111H205ZM170 113H173V114L176 113L175 109L172 110ZM41 114H42V113H41ZM173 114H172V115H173ZM203 114H204V113H203ZM21 115H22V114H21ZM123 115H124V114H123ZM175 115H176V114H175ZM190 115H191V114H190ZM48 116H49V115H48ZM173 116H174V115H173ZM173 116H170V117H173ZM177 116H178V115H177ZM57 117H58V116H57ZM175 117H176V116H175ZM0 118H2V119H0V120H3V117H2V116H0ZM36 118H37V117H36ZM173 118H174V117H173ZM175 119H176V118H175ZM181 119H182V118H181ZM59 120H60V119L58 118V121H59ZM160 120H161V119H160ZM171 120H172V118H171ZM176 120L179 121V118L177 117ZM176 120H174V121H176ZM193 120H194V119H193ZM52 121H53V120H52ZM55 121H57V120H55ZM58 121H57V122H58ZM61 121H62V120H61ZM190 121H191V120H190ZM172 122H173V121H172ZM251 122H252V121H251ZM54 123H55V122H54ZM58 123H59V122H58ZM166 123H167V122H166ZM62 125H63V124H62ZM152 125H153V124H152ZM59 126H61V125L59 124ZM0 127H1V126H0ZM51 127H52V126H51ZM65 127H66V126H65ZM174 127H175V126L173 125V128H174ZM3 128H4V127H3ZM160 129H161V128H160ZM218 129H219V128H218ZM255 129H256V128H255ZM37 130H38V129H37ZM1 131L3 132V129H2ZM4 131H5V130H4ZM35 131H36V130H35ZM38 131H39V130H38ZM170 132H171V131H170ZM170 132H169V133H170ZM200 132L205 133V129L202 130V131H200ZM232 132H233V131H232ZM232 132H231V133H232ZM91 133H92V132H91ZM173 133H174V132H173ZM173 133H172V134H173ZM1 134H2V133H1ZM174 134H175V133H174ZM192 134H193V132H192ZM200 134H201V133H200ZM200 134H199V135H200ZM2 135H3V134H2ZM169 135L171 136V134H169ZM175 135H176V134H175ZM179 135H180V134H179ZM186 135H187V134H186ZM194 135H195V134H194ZM194 135H193V136H194ZM204 135H205V134H204ZM173 136H174V135H173ZM205 136H206V135H205ZM174 137H175V136H174ZM152 138H153V137H152ZM177 138H178V137H177ZM177 138H176V139H177ZM187 138L192 139V135H191V136H188ZM154 139H155V138H154ZM193 140L197 143V138H194V137H193ZM152 141H153V140H152ZM195 142H194V143H195ZM194 143H193V145L196 144V143H195V144H194ZM176 145H177V144H176ZM176 145H175V146H176ZM177 146H179V145H177ZM193 147H194V146H193ZM195 147H196V146H195ZM208 147H209V146H208ZM247 147H248V148H252V145L249 144V143H247ZM173 149H176V148H174V146H173ZM213 149H214V148H213ZM167 150H168V149H167ZM170 150H171V148L168 150L169 152H167V153H170ZM178 150H179V149H178ZM178 150H177V151H178ZM177 151L175 150V152H177ZM190 152H191V151H190ZM178 153L180 154V152H177V154H178ZM171 154H173V151H172ZM174 154H176V153H174ZM181 154H182V153H181ZM186 154H187V153H185V156H187ZM189 155H190V153H189ZM180 156H181V155H180ZM180 156L178 155V156H176V157L181 158ZM156 157H157V156H156ZM172 157H173V156H172ZM174 157H175V156H174ZM176 157H175L174 159L178 160L179 158L177 159ZM183 157H184V155H183L182 158H181V159H182V162H183ZM207 157H208L207 155L204 156L205 159H206ZM39 158H40V157H39ZM187 158H188V156H187ZM187 158H186V159H187ZM227 158H228V157H227ZM229 158H232V157H229ZM207 159H208V158H207ZM243 159H244V158H243ZM248 159H250V158H248ZM40 160H41V159H40ZM202 160H204V159H202ZM202 160H201V161H202ZM36 161H37V160H36ZM36 161H35V163H36ZM174 161H175V160H174ZM174 161H172V162H174ZM187 161H189V160H187ZM187 161H186V162H187ZM221 161H222V160H221ZM221 161H220V162H221ZM235 161H236V159H235ZM246 161H247V160H246ZM246 161H245V162H246ZM252 161H253V160H252ZM39 162L41 163V161H39ZM198 162H199V161H198ZM215 162H216V161H215ZM215 162H214V163H215ZM226 162H227V164H228L229 166L226 165L225 161H224L225 165L223 164L222 166H224V167L227 166V168H230L231 164H233V163H231V160H228V161L226 160ZM248 162H249V161H248ZM248 162H246L247 164H245V165L242 164V167H241L240 164H239V167L245 169L247 166H249V163H248ZM250 162H251V161H250ZM37 163H38V161H37ZM37 163H36V164H37ZM180 163H181V162H180ZM183 163H184V162H183ZM183 163H181V164H183ZM221 163H222V162H221ZM236 163H237V162H236ZM252 163H253V162H252ZM168 164H169V163H168ZM170 164H172V163H170ZM173 164H176V161H175V163H173ZM184 164H185V163H184ZM184 164H183V166H184ZM197 164H198V163H197ZM216 164H217V163H216ZM216 164H215V165H216ZM38 165H39V164H38ZM38 165H36V166L34 165V167L37 168ZM192 165H195V163L192 164ZM246 165H247V166H246ZM31 166H32V165H31ZM31 166L29 167V169H31ZM171 166H172V165H171ZM173 166H174V165H173ZM176 166H177V164H176ZM196 166H198V165H196ZM233 166H236V165H233ZM64 167H65V166H64ZM174 167H175V166H174ZM179 167H180V165H178L177 169H178ZM185 167H186V166H185ZM185 167H184V168H185ZM189 167H190V166H188V168H189ZM218 167H219V165H218ZM224 167H223V168H224ZM4 168H5V167H4ZM49 168H50V167H49ZM61 168H62V167H61ZM181 168H182V166L180 167V169H181ZM188 168H187V169H188ZM221 168H222V167H221ZM231 168H232V167H231ZM260 168H261V167H260ZM29 169H28V170H29ZM37 169H38V168H37ZM39 169H40V168H39ZM52 169H53V168H52ZM65 169H66V171H67V174H66V175L69 176V173H70V172H69V171H70V170H69V167H68V168L66 167ZM168 169H169V167H168ZM174 169H175V168H174ZM177 169H176V170H177ZM180 169H179V170H180ZM191 169H194V167H192ZM261 169H263V168H261ZM34 170H35V169H34ZM44 170H45V169H44ZM55 170H57V169H55ZM55 170H54V171H55ZM60 170H63V169H60ZM182 170H183V169H182ZM182 170H180V171H182ZM189 170H190V169H189ZM58 171H59V169H58ZM71 171H72V170H71ZM230 171H231V170H230ZM230 171H229V172H230ZM238 171H239V170H238ZM262 171H264V170H262ZM17 172H18V171H17ZM30 172H31V171H30ZM36 172H37V171H36ZM47 172H48V174H51V175L53 174V173H52L53 170H52V172H51V170H50V171H49V170L46 171V173H47ZM60 172H62V171H60ZM169 172H170V171H169ZM176 172H178V171H176ZM182 172H185V171H182ZM192 172H193V171H192ZM192 172H188V173H192ZM226 172H227V171H226ZM250 172H251V170H250ZM253 172H254V171H253ZM257 172H259V171H257ZM173 173H174V172H173ZM178 173H179V172H178ZM235 173H236V172H235ZM29 174H30V173H29ZM35 174L37 175V173H35ZM40 174H41V172H40ZM165 174H166V172H165ZM174 174H175V173H174ZM176 174H177V173H176ZM236 174H237V173H236ZM236 174H235V175H236ZM245 174H246V173H245ZM248 174H249V173H248ZM14 175H16V174H14ZM33 175H34V174H33ZM33 175H32V177L30 178V180H32ZM166 175H167V174H166ZM204 175H205V174H204ZM223 175H224V174H223ZM225 175H226V174H225ZM225 175H224V176H225ZM227 175H228V173H227ZM262 175H263V174H262ZM262 175H260V176H262ZM28 176L30 177V175H28ZM34 176H35V175H34ZM173 176H174V175H173ZM178 176H179V174H178ZM182 176H183V175H182ZM206 176H207V177H206ZM206 176H201V177H200V178L202 179V182H203L204 186H205V181L207 182L208 179L211 178V176H208V175H206ZM213 176H214V175H213ZM228 176H230V175H228ZM256 176H257V175H256ZM256 176H255V178H256ZM7 177H8V176H7ZM18 177H19V176H17V178H18ZM29 177H28V178L26 177V178L29 179ZM35 177H37V176H35ZM69 177H70V176H69ZM71 177H72V176H71ZM162 177H163V176H162ZM169 177H170V176H169ZM174 177H175V176H174ZM180 177H181V176H180ZM180 177H179V178H180ZM225 177H227V176H225ZM230 177H231V176H230ZM247 177H248V176H247ZM263 177H264V176H263ZM23 178H24V177H23ZM74 178H75V179H74ZM82 178H83V177H82ZM101 178H102V177H101ZM214 178H215V177H214ZM250 178H251V177H250ZM14 179H15V178H14ZM34 179H35V178H34ZM34 179H33V180H34ZM44 179H45V177H44ZM171 179H172V178H171ZM173 179H174V178H173ZM177 179H178V178H177ZM185 179H186V178H185ZM223 179H225V178H223ZM232 179H234V177H232ZM259 179L261 180V178H259ZM7 180H8V179H7ZM11 180H12V179H11ZM20 180H21V179H20ZM70 180H71V181L73 182V184H74V185H72V187H73L72 189H73V190L71 189V191H75V188H76L77 185H79V186L81 187V185H85V186H86V185L89 184V183L87 182V179L85 180V178H83V179H81V178L79 179V178H78V179H77V177L74 176L73 179H69V181H70ZM88 180H89V179H88ZM96 180H97V179H96ZM167 180L169 181V178L166 179V181H167ZM174 180H175V179H174ZM182 180H183V179H182ZM213 180H214V179H213ZM226 180H228V179L226 178ZM226 180H225V181H226ZM244 180H245V179H244ZM248 180H249V179H248ZM251 180H252V179H251ZM256 180H258V179L256 178ZM260 180H259V183H260ZM14 181H15V180H14ZM170 181H172V180H170ZM210 181H211V180H210ZM225 181H224V182H225ZM19 182H20V181H19ZM44 182H45V181H44ZM72 182H71V183H72ZM89 182L91 183V182H93V181H89ZM94 182H95V181H94ZM173 182L176 183L175 181H173ZM178 182H179V179L177 180V184H178ZM183 182H184V181H183ZM186 182H187V181H186ZM202 182H201V183H202ZM228 182H230V181H228ZM231 182H233V181H231ZM7 183H8V182H7ZM15 183H16V182H14V185H15ZM17 183H18V180H17ZM39 183H40V182H39ZM41 183H42V182H41ZM46 183H47V182H46ZM58 183H59V182H58ZM107 183H108V184H106V182H104L103 180H100L99 182L94 183V187L96 186L95 188H96L97 193H95V190L92 191L93 193H92L91 191H90L91 193L88 192L89 194L87 193L86 196L84 195V196L86 197V200H85V198H82V197H81V198L84 199L85 202H86V203H85V202H84V203L87 205V208H88V211H89V212L87 211V214H89L90 216H92V215H93V216H96V215H101V214H102V213L99 214L98 207H99V206H102L101 204H104V202H105V201H104V198H103V195H104V191H103V190H105L104 188H106V190L108 189L107 185H109V182L107 181ZM168 183H169V182H168ZM181 183H182V181H181ZM189 183H190V182H189ZM199 183H200V181H199ZM199 183H196L195 185H192V186L189 184V185L191 186V189H192L191 191H194V194H192L191 196L193 197V195H196V196H194V197H196V201H195V200H194V202L191 201V202H193V203L195 204V206H194L193 203H191V202H189V203H190V204H193V207H195L196 210H198V211H196V213L202 211L203 208H204L205 206H208V209L206 208V210L204 209V211L209 210V209L211 208V207H209V204H211V203L214 204V205L217 204V205H215L216 207L214 206V207H212L213 209H210V210H212V211H207V214H206V212H204V211H203V212H204L203 214H202V212H201V213H197V214H200V215L202 214V216H203L204 220H206V222H208V221H210V220H211V221H212V220H214V221L216 220V221H217V222L215 221V222H216V223H215L216 225H217V223L219 224V222H220V224H219V225H220V229H219V230L217 229V230H218V234H219V236H220L221 238H224V239H225L226 241H228V243H230V244H235L236 242L238 243V245L236 246L237 251H238L240 254H242L244 257H247V259H248V261H249V263H246V264H254V263H256V264H264V223H263L264 221H262V220H264V197H263V193H264V189H263V188H264V187H259V185L256 186L257 184H256V185H253V184L251 185V184H250L251 186H249V187H251V188L246 187V185H240V186H243V188H244V186H245V190H247V191L250 190V191L252 192V194H251L252 196H251V198L248 199V201H245V200L242 201L241 196H242V198H243L244 192H243V190H241V189L238 191V193H235V194H234L235 196L232 197V198L235 197L234 199H229V198H225L226 195H222L225 191H222V194H221V195H220V194L218 195V193H217L219 190H217V192H216L217 195H215V194H214V195H212V194H208V193H209V192H208V189L205 188V187H209V185L206 184L207 186L203 187V186H201V184L198 185ZM221 183H222V182H221ZM236 183H237V182H235V184H236ZM246 183H247V185H249V184H248L249 181H248V182L246 181ZM250 183H252V182H250ZM262 183H263V182H262ZM262 183H261V184H262ZM19 184H20V186H21V183H19ZM19 184H18V185H19ZM43 184H44V183H43ZM47 184H48V183H47ZM67 184H69V183L67 182ZM186 184L188 185V183H186ZM192 184H193V183H192ZM225 184H227V183H225ZM230 184H231V183H230ZM232 184H233V183H232ZM254 184H255V183H254ZM2 185H3V184H2ZM6 185H7V184H6ZM6 185H5V186H6ZM8 185H10V186H8L9 188H11L12 186H14V185H11V184H8ZM18 185H17V186H18ZM40 185H41V184H40ZM49 185H50V184H49ZM51 185H52V184H51ZM54 185H55V184H54ZM89 185H90V184H89ZM178 185H179V184H178ZM180 185H182V184H180ZM233 185H234V184H233ZM233 185H232V186H233ZM38 186H39V185H38ZM41 186H43V185H41ZM68 186H69V185H68ZM79 186H77V187H79ZM110 186H111V185H110ZM176 186H177V185H176ZM182 186H183V185H182ZM182 186L180 187L181 189H182ZM211 186H212V185H211ZM222 186H224V185H222ZM228 186H229V185H227V187H228ZM238 186H239V184H238ZM18 187H19V186H18ZM34 187L36 188L37 186H34ZM39 187H40V186H39ZM44 187H45V184H44ZM55 187H56V186H55ZM55 187L50 186V189H48V190L51 191V193H52V192H55V193L59 194L58 191H60V190H59V189H56L57 187H56V188H55ZM80 187H79V188H80ZM186 187H187V186H186ZM186 187H183V188H186ZM217 187H218V186H217ZM224 187H226V186H224ZM234 187H235V186H234ZM12 188H14V187H12ZM12 188H11V189H12ZM15 188H17V187H15ZM42 188H43V187H42ZM54 188H55V189H54ZM59 188H60V187H59ZM61 188H62V187H61ZM79 188H78V189H79ZM88 188H89V187H88ZM188 188H190V187H188ZM213 188H214V187H213ZM218 188H220V186H219ZM222 188H223V187H222ZM235 188H236V187H235ZM235 188H234V189H235ZM40 189H41V188H40ZM66 189H70V188H66ZM78 189H77V191H78ZM82 189H83V187H82ZM84 189H86V188L84 187ZM220 189H221V188H220ZM223 189H229V187H228V188H223ZM234 189H232V190H234ZM238 189H239V188H238ZM36 190H37V188H36ZM45 190H46V189H45ZM53 190H54V191H53ZM80 190H81V189H80ZM80 190H79V192H80ZM187 190H188V189H187ZM210 190H212V188H210ZM230 190H231V189H230ZM245 190H244V191H245ZM49 191H48V192H49ZM77 191H76V192H77ZM124 191H126V190H124ZM172 191H173V190H172ZM184 191H185V190L183 189V193H184ZM220 191H221V190H220ZM235 191L237 192V190H235ZM247 191H245V192H246V193L250 192V191H248V192H247ZM65 192H66V191H65ZM105 192H106V191H105ZM188 192H189V191H188ZM188 192H187L186 194H188ZM256 192H257V194L260 193L263 199L261 198V196H254V195H257ZM55 193H54V194H55ZM115 193H116V192H115ZM190 193H191V192H190ZM192 193H193V192H192ZM211 193H212V192H211ZM219 193H220V192H219ZM229 193H230V192H229ZM229 193H228V194H229ZM233 193H234V192H233ZM233 193H232V194H233ZM48 194L50 195V193H48ZM60 194H61V193H60ZM63 194H64V193H63ZM65 194H66V193H65ZM77 194H78V193H77ZM206 194H207V195H206ZM226 194H227V193H226ZM228 194H227V196H228ZM232 194L230 193V195H232ZM46 195H47V193H46ZM135 195H136V194L132 193V195H130V196H132L131 198H133V197H135ZM183 195H185V194H183ZM236 195H237V196H236ZM62 196H63V195H61V197H62ZM79 196H80V194H79ZM81 196H83V193H82ZM84 196H83V197H84ZM116 196H117V195H116ZM116 196H114L113 199L111 198V200H110V201H112L111 203H110V202H109V203L106 202V209H107L109 212H110V210H111V208L113 207L114 204H117V203H118V204H119V203L121 204V200H122V199H121V198H118V197H116ZM118 196L120 197V195H118ZM136 196H137V195H136ZM138 196H139V195H138ZM47 197H49V196L47 195ZM57 197H58V196H57ZM104 197H105V196H104ZM192 197H191V199H192ZM194 197H193V199H195ZM244 197H245V196H244ZM247 197H250V196H247ZM51 198H52V197H51ZM51 198H50V199H51ZM53 198H54V197H53ZM53 198H52V199H53ZM55 198H56V197H55ZM55 198H54V199H55ZM109 198H110V197H109ZM140 198H141V197H140ZM48 199H49V198H48ZM59 199H60V197H59ZM246 199H247V198H246ZM57 200H58V199H57ZM64 200H65V199H64ZM123 200H124V199H123ZM131 200H132V199H131ZM53 201H56V200H53ZM58 201H59V200H58ZM103 201H104V202H103ZM126 201H127V200H126ZM128 201H129V200H128ZM60 202H61V201H60ZM131 202L134 203V201H131ZM223 202H224V203H223ZM58 203H59V202H58ZM219 203H223L224 205L221 206V204H220V206H219V205H218ZM230 203H232V204H230ZM71 204H72V203H71ZM85 204H84V205H85ZM120 204H119V205H120ZM125 204H126V203H125ZM125 204L123 205V208L121 207L122 209H121L120 211H121V214L125 215V216L128 218V217L131 215V213L134 211L135 203H134V205L132 204L133 206H131V205H129V206L127 205V206H125ZM225 204H227V205H225ZM229 204H230V205H229ZM241 204H242V205L244 204V207L241 206ZM78 205H79V204H78ZM86 205H85V206H86ZM145 205H146V204H145ZM149 205H150V204H149ZM59 206H61V205H59ZM65 206H66L68 209H69V208H70V209L72 208L71 205H69V203L65 204ZM104 206H105V204H104ZM140 206H141V205H140ZM152 206H153V205H152ZM211 206H212V205H211ZM229 206H231V207H229ZM80 207H81V206H80ZM115 207H116V206H115ZM137 207H138V205L136 206L135 210H138ZM142 207H144V206H142ZM59 208H60V207H59ZM84 208H85V207H84ZM101 208H102V207H101ZM104 208H105V207H104ZM153 208L155 209V207H153ZM195 208H193V210H194ZM80 209H81V208H80ZM85 209H86V208H85ZM114 209H116V208H114ZM141 209H142V208H141ZM60 210H61V209H60ZM60 210H59V211H60ZM86 210H87V209H86ZM156 210H157V208H156ZM158 210H159V209H158ZM21 211H22V210H21ZM115 211H116V210H115ZM194 211H195V210H194ZM146 212H147V211H146ZM160 212H161V211L159 210V213H160ZM57 213H58V212H57ZM147 213H149V212H147ZM69 214H70V213H69ZM72 214H73V213H72ZM84 214H86V213H84ZM87 214L84 216L85 222H87V223L89 224L88 227H91V224H92V225H93L92 227L95 228L94 223H96V219H95L93 216L90 217V216L87 215ZM91 214H92V215H91ZM94 214H95V215H94ZM105 214H106V213H105ZM163 214H164V213H163ZM163 214H162V213L159 214V217L161 218ZM52 215H53V214H52ZM57 215H58V214H57ZM61 215H62V214H61ZM103 215H104V214H103ZM117 215L120 216V214H117ZM117 215H115V216H117ZM139 215H140V214H139ZM139 215H138V216H139ZM144 215H145L144 218H145L147 215H148V217L151 215L150 217L153 218V219H155L154 216L158 217V216H157L158 213H157L156 211H154V210H153L152 212H150L149 214H147V215L144 214ZM160 215H161V216H160ZM166 215H167V214H166ZM36 216H37V215H36ZM48 216H49V215H48ZM59 216H60V215H59ZM59 216H58V217H59ZM63 216H64V215H63ZM75 216H76V215H75ZM77 216H78V215H77ZM106 216H107V215H106ZM125 216H124V217H125ZM138 216H137V217H138ZM54 217H55V216H54ZM58 217L56 216L54 219H57ZM99 217H100V216H99ZM99 217H97V219H99ZM122 217H123V216H122ZM130 217H132V215H131ZM163 217H164V216H163ZM40 218H41V217H40ZM75 218H76V217H74L73 219H75ZM82 218H83V217H82ZM82 218H80V219H82ZM101 218H104V216L101 217ZM110 218H112V219H109V218H108V219L111 220V221H113L114 224H115V223L117 222V220H118V218H117V220H116L115 218H113V215H112V217L110 216ZM120 218H121V217H120ZM166 218L168 219L167 216H166ZM43 219H44V217H43ZM43 219H42V220H43ZM61 219H62V220H65V219L62 218V217H61ZM73 219H72V220H73ZM77 219H78V217H77ZM77 219H76V220H77ZM137 219H138V218H137ZM139 219H140V218H139ZM153 219H151V222L153 221ZM128 220H129V219H128ZM143 220H145V219H143ZM146 220H147V219H146ZM168 220H169V219H168ZM73 221H74V220H73ZM73 221H71V223H73ZM77 221H78V220H77ZM77 221H76V222H77ZM106 221H107V219H106ZM126 221H127V219H126ZM131 221H132V220H131ZM136 221H137V220H136ZM139 221H140V220H139ZM141 221H142V219H141ZM148 221H150V220H148ZM218 221H219V222H218ZM259 221H262V223L260 222V224H259ZM62 222H63V221H62ZM68 222H69V221H68ZM109 222H110V221H109ZM109 222H107V223H109ZM132 222H134V221H132ZM153 222H154V221H153ZM77 223H79V222H77ZM107 223H106V224H107ZM110 223H111V222H110ZM128 223H129V222H128ZM140 223H141V222H140ZM142 223H143V222H142ZM158 223H160V222H158ZM158 223H157V224H158ZM173 223H174V221H173ZM62 224H63V223H62ZM74 224H75V222H74ZM120 224H121V223H120ZM123 224H124V223H123ZM123 224H122V225H123ZM135 224H136V223H135ZM154 224H155V223H154ZM162 224H163V223H162ZM171 224H172V223H171ZM171 224H170L169 226H171ZM212 224H214L213 221H212ZM72 225H73V224H72ZM78 225H80V227L83 226V225H81V224H78ZM78 225H77V226H78ZM84 225H86V224L84 223ZM111 225H112V224H111ZM111 225H109V226H111ZM116 225H117V224H116ZM133 225H134V224H133ZM139 225H140V224H139ZM139 225H138V226H139ZM160 225H161V224H160ZM163 225H164V227H167L168 229H170L167 225H165V224H163ZM163 225H162V226H163ZM209 225H211V224H209ZM216 225H215V226H216ZM258 225H259V227H258ZM43 226H44V225H43ZM59 226H60V225H59ZM124 226H126V228H127L129 225L127 226L126 223H125ZM131 226H132V225H131ZM152 226H153V225H152ZM155 226H156V225H154V226L152 227L153 230H154V232H155L156 229H158V228L154 229ZM162 226H161V228L163 229ZM212 226H214V225H212ZM28 227H29V226H28ZM38 227H39V226H38ZM85 227H86V226H84L83 228H85ZM129 227H130V226H129ZM132 227H133V226H132ZM136 227H137V226H136ZM158 227H159V225H158ZM172 227L175 228L174 226H172ZM29 228H30V227H29ZM78 228H79V227H78ZM111 228H112V227H111ZM124 228H125V227H124ZM138 228H139V227H138ZM152 228H150V229H152ZM159 228H160V227H159ZM216 228H219V226L216 227ZM73 229H77V228H73ZM81 229H82V227H81ZM81 229H77V231H78V230H81ZM85 229H86L85 231H87V229H89V228H85ZM91 229H92V228H91ZM91 229H90V230H91ZM96 229H98V228H96ZM105 229H106V228H105ZM108 229H109V227H108ZM113 229H114V228H113ZM132 229H133V228H132ZM132 229H131V228H130L129 230L126 229V230H124L123 232L121 231V232H119V233H116L115 235H116V237L118 238V240L120 241L121 244H122V243H123V244H126L127 242H131L130 240H132V243H133V244H134V242H135L134 245H136V243H139V244H140V245L138 244V248H139V250H143V251H145V248H146L145 245H148V244H150V243L153 241V239L151 240L150 238H153V236H154L155 233L153 232L154 234H152V232H150L151 234H149V232H147V231H149V230H147V231H146L147 234H145L146 236L144 235L145 237H142V236H143V235H142V236H141V239H137L136 237L139 236V235H138L139 233L136 232L137 229H133V230H135V231L132 232ZM146 229H147V228H146ZM148 229H149V228H148ZM165 229H166V228H165ZM23 230H24V229H23ZM27 230H28V229H27ZM54 230H55V229H54ZM83 230H84V229H82L81 231H83ZM92 230H93V229H92ZM92 230H91V231H92ZM110 230H111V229H110ZM127 230H128V231H127ZM138 230H139V229H138ZM171 230H172V229H171ZM75 231H76V230H75ZM85 231H84L83 233H85ZM107 231H108V230H107ZM107 231H106V232H107ZM116 231H117V229L115 230V232H116ZM156 231H157V230H156ZM160 231H161V229H160ZM168 231H169V230H168ZM168 231H167V233H170V234L172 233L171 231H170V232H168ZM35 232H36V231H35ZM37 232H38V231H37ZM93 232H94V231H93ZM95 232H96V231H95ZM143 232H144V231H143ZM162 232H163V235H165V234H164V230H162ZM180 232H182V231L180 230ZM180 232H179V233H180ZM216 232H217V231H216ZM47 233H48V232H47ZM87 233H88V232H87ZM131 233H132V234H131ZM140 233H141V232H140ZM157 233H159V232L157 231L156 234H157ZM167 233H166V235L168 236ZM176 233H177V232H176ZM176 233H175V234H176ZM182 233H183V232H182ZM187 233H188V232H187ZM39 234H40V233H39ZM91 234H92V233H91ZM111 234H114V233L111 232ZM141 234H142V233H141ZM159 234H160V233H159ZM175 234H173V235H175ZM185 234H186V232H185ZM92 235L95 236V233L92 234ZM157 235H158V234H157ZM160 235H162V233H161ZM171 235H172V234H171ZM176 235H177V234H176ZM186 235H187V234H186ZM35 236H36V235H35ZM89 236H90V235H89ZM112 236H113V235H112ZM112 236H111V237H112ZM27 237H28V236H27ZM46 237H47V236H46ZM58 237H59V236H58ZM91 237H93V236H91ZM96 237L98 238L99 236H96ZM113 237H114V236H113ZM170 237H171V236H170ZM170 237H167V238H168V241H167V246H168V247H167V246H166V247H167V248H169V247L171 248L172 246H176V247H175V249H176V252H175L176 255L173 253L175 256L170 257V258H167V259H168V263H169V262H172V263H174V264H200V263H194V261H192L193 258L191 259V257L189 258V257L187 256L188 259L184 257V255H185L184 253H185L186 251L188 252V254L191 255V254H192L191 252H193L194 250L191 251L190 248L192 247V249H194L195 247L193 248V246H191V247L189 246V247H190V248H189L190 250L186 248L187 250L185 251V250H184L185 248L183 247V248H184V249H183V248L180 246L181 244H180V245L176 244V241H178V238H177V239L175 238L176 236H174V237H172V238H170ZM55 238L57 239V237H55ZM59 238H60V237H59ZM93 238H94V237H93ZM133 238H135L136 240L133 239ZM142 238L144 239V244H145V245H143V246H142L143 242L141 241V240H143ZM155 238H157V236H155ZM164 238H165V237H164ZM102 239H103V238H102ZM112 239H113V238H112ZM58 240H60V239H57V241H58ZM94 240H96V243H97L98 239L94 238ZM154 240H155V239H154ZM39 241H40V240H39ZM48 241H49V240H48ZM115 241H116V240H115ZM133 241H134V242H133ZM165 241H166V240H165ZM180 241H181V237L179 238V243H180ZM182 241H183V240H182ZM182 241H181V242H182ZM184 241H185V239H184ZM187 241H188V239H187ZM187 241H185V244H186ZM49 242H50V241H49ZM91 242H92V241H91ZM98 242H99V241H98ZM141 242H142V243H141ZM189 242H191V241H188V243H189ZM234 242H235V243H234ZM43 243H44V242H43ZM92 243H93V242H92ZM92 243H91V244H92ZM94 243H95V242H94ZM100 243H101V240H100ZM115 243H117V242H114V244H115ZM164 243H165V242H164ZM174 243H175V245H174ZM39 244H40V243H39ZM41 244H42V243H41ZM47 244H48V243H47ZM89 244H90V243H89ZM91 244H90V245H91ZM121 244H119V245H121ZM152 244H153V242H152ZM154 244H155V243H154ZM197 244H200V243H197ZM36 245H37V244H36ZM97 245H99V243H98ZM116 245H118V243H117ZM119 245H118V246H119ZM150 245H151V244H150ZM164 245H165V244H164ZM177 245H178V247H177ZM186 245H187V244H186ZM186 245H185V246H186ZM100 246H101V245H100ZM110 246H112V245H110ZM121 246H124V245H121ZM140 246H142V247H140ZM182 246H184V243H183ZM194 246H195V245H194ZM196 246H197V245H196ZM233 246H234V245H233ZM40 247H41V246H40ZM40 247H39V248H40ZM42 247H43V246H42ZM44 247H45V246H44ZM124 247H126V245H125ZM135 247H136V246H135ZM162 247H163V244H162ZM45 248H46V247H45ZM45 248H44V249H45ZM121 248H122V247H121ZM138 248L136 247V250H137ZM154 248H155V247H154ZM156 248H157V247H156ZM158 248L160 249V247H158ZM158 248H157V249H158ZM163 248H164V247H163ZM173 248H174V247H173ZM173 248H171V249H173ZM196 248H198V247H196ZM42 249H43V248H42ZM171 249H170L169 251H172ZM182 249H183V250H182ZM208 249H209V248H208ZM111 250H112V249H111ZM123 250H124V249H123ZM126 250H127V249H126ZM153 250H154V249H153ZM173 250H174V249H173ZM147 251H148V250H147ZM160 251L162 252V251H164V250H162V248H161V250L157 251L156 254L154 253V255H155L156 257L152 258L153 260H151V262H150L151 264H155V263L159 262L160 260L158 261V259H160V258H162V260L165 258V257H164V258L162 257L163 254H162ZM174 251H175V250H174ZM184 251H185V252H184ZM195 251H196V249H195ZM30 252H31V251H30ZM124 252H125V251H124ZM124 252H123V253H124ZM130 252H131V251H130ZM137 252H139V251H136V255L138 254ZM166 252H167V251H166ZM180 252H182V253L184 252L183 254H181V256H183V257H181V258H179V256L177 257V254L180 253ZM35 253H36V252H35ZM35 253H34V254H35ZM43 253H45V251L42 252V254H43ZM112 253H113V252H112ZM196 253H197V251L194 253L195 257H196ZM203 253L206 254V253H205V250L203 251ZM203 253H201V254H203ZM46 254H47V253H46ZM46 254H43V255L45 256ZM106 254H107V253H106ZM132 254H133V252H132ZM132 254H131V256H132ZM139 254H140V253H139ZM198 254H199V253H198ZM207 254H209V253H207ZM211 254H212V253H211ZM37 255H38V253L35 254L33 258H35ZM112 255H113V254H112ZM128 255H130V254L128 253ZM128 255H127V256H128ZM136 255H135V256H136ZM179 255H180V254H179ZM186 255H187V254H186ZM216 255H217V254H216ZM216 255H214V252H213L212 255L209 254V255H207V256L205 257L207 260H205L204 255H203V257H200V256H202V255H199V258H200V259H203V258H204V260L207 261V262H204L203 264H205V263H208V264H222L221 261L219 260V258H220V254H219V257H218V258L216 257ZM39 256H40V255H39ZM41 256H42V255H41ZM191 256H192V255H191ZM137 257H138V256H136L135 258H137ZM139 257H140V256H139ZM222 257H223V256H222ZM37 258H40V257L37 256ZM128 258H129V256H128ZM178 258H179V259H178ZM199 258H198V259H199ZM35 259H36V258H35ZM109 259H110V258H109ZM113 259H114V258H113ZM113 259H112V260H113ZM132 259H133V258H132ZM245 259H246V258H245ZM165 260H166V258H165ZM44 261H45V260H44ZM109 261H110V260H109ZM114 261H116V260H114ZM148 261H149V260H148ZM195 261L197 262V259H196ZM199 261H200V260H199ZM248 261H247V262H248ZM46 262H47V260H46ZM124 262H125V261H124ZM164 262H167V261H164V260H163V264H164ZM175 262H177V263H175ZM200 262H202V260H201ZM43 263H44V262H43ZM47 263L49 264V260H48ZM47 263H45V264H47ZM110 263H111V262H110ZM112 263H114V262H112ZM143 263H144V262H143ZM147 263H148V262H147ZM147 263H146V264H147ZM161 263H162V262H161ZM168 263H167V264H168ZM50 264H51V263H50ZM114 264H115V263H114ZM148 264H149V263H148ZM158 264H160V263H158ZM169 264H170V263H169ZM201 264H202V263H201Z\"/></svg>",
    "mask_w": 264,
    "mask_h": 264
}]
</instances>
